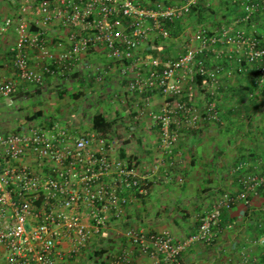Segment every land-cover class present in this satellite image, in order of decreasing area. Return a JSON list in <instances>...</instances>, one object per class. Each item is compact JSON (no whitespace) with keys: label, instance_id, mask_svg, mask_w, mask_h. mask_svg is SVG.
<instances>
[{"label":"built area","instance_id":"1","mask_svg":"<svg viewBox=\"0 0 264 264\" xmlns=\"http://www.w3.org/2000/svg\"><path fill=\"white\" fill-rule=\"evenodd\" d=\"M171 1L13 0L17 12L4 20L0 35L12 29L16 33L8 48L14 75H0V98H11L23 86H42L48 77L67 78L83 54L98 53L118 64L131 95L158 90L165 97L148 115L159 125L161 146L171 153L180 129L220 119L216 101L198 111L197 90L216 98L222 76L243 74L244 63L250 71L256 63L258 83L264 84V32L256 19L264 20V0H236L238 13L229 24L198 26L190 39L197 45L165 61L141 53L142 47L154 33L168 37L166 21L184 18L206 0ZM52 25L64 31L60 50L48 45ZM224 57L232 68L220 64ZM87 69L98 85L110 72L98 65ZM145 105L149 108L148 101ZM74 120L43 118L20 130H0V264H67L89 249L95 236L120 224L136 196L149 194L148 178L117 154L112 137L92 128L75 131ZM240 184L239 193L221 195L191 235L176 239L167 231L126 226L120 234L131 249L103 252L99 258L105 264H182L190 246L214 241L223 208L248 203L249 194L264 186V170L245 173ZM237 264L251 260L242 255Z\"/></svg>","mask_w":264,"mask_h":264},{"label":"crops","instance_id":"2","mask_svg":"<svg viewBox=\"0 0 264 264\" xmlns=\"http://www.w3.org/2000/svg\"><path fill=\"white\" fill-rule=\"evenodd\" d=\"M235 1L232 0V3ZM234 6L232 8H239L238 5ZM16 10L0 8V26L7 17L15 15ZM257 22L260 31L264 32V20L258 17ZM222 25L218 24L217 28ZM36 28L33 25V30ZM47 35L52 39L48 43L52 50L64 47V43H60L63 42L64 31L59 26H49ZM2 37L0 75L13 76L8 48L14 44L16 33L12 29ZM29 56L33 58L31 53ZM227 60L224 57L220 64L224 68H232L233 62ZM97 65L110 69L102 85L96 84L92 69H87V66L93 68ZM249 71L248 68L243 74L233 73V77L243 79H238L236 83L234 78L223 75L222 87L214 99L201 89L197 90L194 104L198 111L202 112L208 102L216 101L221 119L217 122H200L191 129H180L178 142L172 152L167 153L161 146L159 125L148 115L149 109L157 110L163 105L165 97L158 90L131 95L126 91L127 79L120 76L118 64L93 52L80 57L72 74L79 80L69 91L65 87L60 88L57 109L73 108L62 99V95H71V98L83 95L82 98H88L100 90H107V96L103 98L105 101L101 103L103 106L95 113L101 112L107 119L115 120L108 135L116 142L117 154L138 167L148 178L150 188L148 195L136 196L125 208L120 224L102 236H95L90 248L67 264H105L97 252L112 254L118 248L131 249L120 234L126 226L155 232L167 231L176 239H183L196 230L201 215L210 211L222 194L235 193L240 189L235 166L242 162L254 166L264 157V114L254 111L252 102L244 92ZM146 101L149 108L145 105ZM260 106L264 110V106ZM77 115L75 112L70 115L75 118V131L92 128L91 120L84 122ZM68 118L59 116L56 119ZM223 210L215 241L190 246L182 255V264H237L242 255H248L251 264H264V251L260 245V239L264 238L260 230L264 222V191L251 193L248 203L237 202L231 209ZM146 262H149L147 258Z\"/></svg>","mask_w":264,"mask_h":264},{"label":"rangeland","instance_id":"3","mask_svg":"<svg viewBox=\"0 0 264 264\" xmlns=\"http://www.w3.org/2000/svg\"><path fill=\"white\" fill-rule=\"evenodd\" d=\"M142 3H151L152 0H139ZM179 2L183 0H172L171 2ZM204 6L201 9L199 15H187L182 19H179V27L175 28L173 33L169 30V36L164 38L157 33H154L149 44L142 47L141 53H151L154 57H158L162 60L174 59L190 45L196 46L197 44L191 42V36L198 26L203 25L208 29H214L217 25L229 24L232 20V16L236 13H229L223 4L219 3V0H206L201 2ZM0 8H17L16 4H13L9 0H0ZM18 9V8H17ZM17 11V10H16ZM5 10L3 11V13ZM173 30V29H172ZM0 35V39H2ZM9 42H7V45ZM6 45V46H7ZM5 46V47H6ZM149 46H154V49H148ZM4 46H2L3 48ZM4 47V48H5ZM1 48V47H0ZM162 48V49H158ZM234 78L235 83L237 80H241V77ZM79 79L76 76H69L67 78L48 77L42 86L27 85L23 86L17 94L8 99L0 98V130L2 131H16L23 128V126L29 124L34 120H42L43 118L56 119L57 117H71L70 115L75 112L78 117H81L84 122H89L96 109H100L105 101L107 93L104 91H98L88 98H82L83 95L77 97L63 96L65 101H68L69 105L73 108L67 110L57 109V104L60 101L59 90L61 87H65L66 91L70 90ZM243 80V79H242ZM100 89H103L102 87ZM70 94V93H69ZM79 106V107H78ZM264 103L262 105V108ZM42 112L41 115L35 117L33 120L22 124L19 127L20 121L26 117L33 115L36 112ZM113 135V133L111 132Z\"/></svg>","mask_w":264,"mask_h":264},{"label":"trees","instance_id":"4","mask_svg":"<svg viewBox=\"0 0 264 264\" xmlns=\"http://www.w3.org/2000/svg\"><path fill=\"white\" fill-rule=\"evenodd\" d=\"M10 2L13 3V0H9ZM204 2V1H202ZM219 3L223 4L224 7H226L225 9L229 12V13H238V8H232V7H235L234 5H238L237 2L235 1L234 3H232V0L229 1V0H219ZM203 5L201 4V2L195 6H193L191 9H190V12L188 15H199L200 12H201V9H203ZM237 9V10H236ZM259 17V16H258ZM257 19V18H256ZM179 22L180 20L177 19V20H174L173 22H170V21H166L165 25L166 27L168 28V30H171L172 33L174 31V29L177 27H179ZM173 29V30H172ZM244 67L246 68L245 66V63H244ZM256 63L254 64L253 68L249 74V76L246 78L247 79V87L245 89V94L247 95V97L249 98V100L252 102V105L254 106V111L257 112L258 114L260 115H263L264 114V110H261V105H263L264 103V84L263 85H259L258 83V75L256 74ZM248 69V68H246ZM197 84H200L201 83V77H198L197 78ZM217 107V105H216ZM218 111L219 109L216 108ZM42 112L38 111L36 113H34L33 115L31 116H28L26 117L24 120L20 121L19 123V127L28 122V121H31L33 120L35 117L41 115ZM220 119H221V115H219ZM219 119V121H220ZM115 120H112V119H107L106 116L101 113V112H96L92 115V118H91V123H92V129L95 130L96 132H99V133H102L104 135H108V133L110 132L113 124L115 123L114 122ZM264 160V157L262 159V161ZM241 164H243L244 166L239 169L238 166H240ZM254 165H258L257 167V170H261L263 171L264 170V162H262L261 164L257 163V164H254ZM255 166L253 165H250V163H238L235 168H234V172L239 175V180H241V178L245 175V173H249V172H255L257 171L255 168ZM241 185V184H240ZM242 190V186L240 187L239 190H237V192L235 193H230V194H237L239 193L240 191ZM264 191V186H260L256 189V192H262ZM252 193V192H251ZM251 193L249 194L248 196V199L251 195ZM254 194V193H252ZM225 209V208H224ZM227 210V209H226ZM208 212V211H207ZM223 212L224 210L222 209L221 210V215H223ZM206 214V212L201 215V217L199 218L198 220V225L200 224L201 222V218ZM197 225V227H198ZM219 226V224H218ZM217 226V227H218ZM261 232L264 233V222L263 224L261 225ZM217 237V236H216ZM216 239V238H215ZM214 239V241H215ZM213 241V242H214ZM260 245L262 246L263 248V251H264V245L260 243ZM98 256L102 254V251L100 252H97L96 253ZM263 259H264V252H263Z\"/></svg>","mask_w":264,"mask_h":264}]
</instances>
